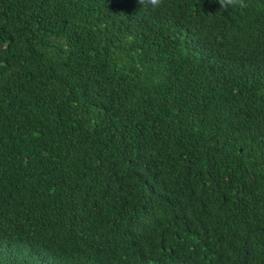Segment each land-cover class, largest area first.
<instances>
[{
	"label": "trees",
	"instance_id": "1",
	"mask_svg": "<svg viewBox=\"0 0 264 264\" xmlns=\"http://www.w3.org/2000/svg\"><path fill=\"white\" fill-rule=\"evenodd\" d=\"M0 0V264H264V0Z\"/></svg>",
	"mask_w": 264,
	"mask_h": 264
},
{
	"label": "clouds",
	"instance_id": "2",
	"mask_svg": "<svg viewBox=\"0 0 264 264\" xmlns=\"http://www.w3.org/2000/svg\"><path fill=\"white\" fill-rule=\"evenodd\" d=\"M139 3L144 4L148 3L151 6L159 7L162 3V0H138ZM221 8L227 9L229 6L232 7H246L245 0H219Z\"/></svg>",
	"mask_w": 264,
	"mask_h": 264
}]
</instances>
